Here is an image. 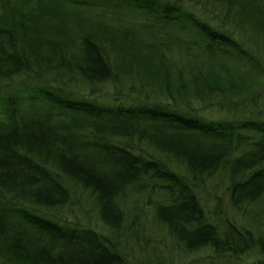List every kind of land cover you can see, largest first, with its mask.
I'll return each instance as SVG.
<instances>
[{
  "label": "trees",
  "instance_id": "16d2710c",
  "mask_svg": "<svg viewBox=\"0 0 264 264\" xmlns=\"http://www.w3.org/2000/svg\"><path fill=\"white\" fill-rule=\"evenodd\" d=\"M32 1L0 0V9L18 17ZM47 1L137 13L159 35L142 44L154 45L160 59L167 61L168 48L187 50V43L195 42L205 59L191 72L208 89L214 77L219 80L209 67L211 60L227 54L245 62L253 59L233 30L203 19L180 0ZM214 1L225 3L234 14L249 12L251 22L264 30V0ZM167 23L178 25L181 36L165 41L164 30L158 29ZM121 30L125 43L137 45L129 32L134 28ZM76 36L56 39L44 54L23 48L16 30L0 22L3 264H124L115 237L125 219L122 203L129 194L144 192H160L154 218L185 249L207 247L217 256L234 258L236 264H264V231L231 216L264 198V117L209 118L166 102L144 99L125 104L117 97L99 101L93 95H74L53 83L73 75L88 84L113 79L118 52L107 27ZM236 80L228 90L253 89L252 83ZM33 81L36 85L28 86ZM160 154L180 162L185 173ZM219 172L228 180L229 216L217 201L213 210L208 208L198 191L204 179ZM76 191L86 194L108 232L97 224L68 223L41 211L73 202Z\"/></svg>",
  "mask_w": 264,
  "mask_h": 264
},
{
  "label": "rangeland",
  "instance_id": "374dc122",
  "mask_svg": "<svg viewBox=\"0 0 264 264\" xmlns=\"http://www.w3.org/2000/svg\"><path fill=\"white\" fill-rule=\"evenodd\" d=\"M180 1L204 15L203 19H209L211 23L217 22L221 27L233 30L241 46L253 57L252 62H245L233 54L211 60L212 65L209 67L218 73L219 80L214 77L212 87L208 89L207 85L195 78L191 72L197 69L195 65L198 61L203 62L205 59L195 42L187 43V50H182V47L174 50L172 46L168 48L166 56L169 60L163 57L160 59L161 54L159 50L156 51L154 45L142 44H147L150 40L153 42L159 37L150 31L156 28L144 23L139 14L127 9L105 11L96 6H74L61 1L34 0L25 5L24 11L18 17L0 9V22L16 30L23 48L44 54L56 39L80 35L86 29L102 26L109 28L118 49L113 65L114 78L88 84L73 75L71 79L69 76H63L57 80L59 82L53 83L61 85L64 90L74 95H93L92 97L99 101L117 97V101L125 104L144 99L150 102H166L187 112L197 111L209 118H241L249 115L264 117V30L258 27L260 24L251 22L249 12L248 15L234 14V10H227V5L222 2ZM123 27L135 29L129 32L138 39L137 45L125 43L121 30ZM158 30H164L161 35L165 41L182 34V29L171 23ZM184 30L193 28L185 27ZM186 51L189 59L184 56ZM252 64L256 67H251ZM20 79H24V76ZM236 79H244L247 84L252 83L253 89L228 90L230 81H237ZM19 80L16 83H19ZM31 85L35 86V81L28 84ZM160 156L178 171L184 172L180 162L169 155ZM227 182L226 175L219 172L215 177L204 179L198 191L208 208L213 210L217 201L224 210L223 214L229 216L232 213L226 206ZM72 196L73 202L41 211L68 223L97 224L103 231H107L86 194L76 191ZM159 198L160 192H144L131 193L123 200L125 219L115 237L123 251L124 264H236L234 258L217 256L207 247L192 251L185 249L155 220L153 208ZM26 206L36 208L32 204ZM231 216L257 232L264 231V198L254 203L249 210L247 207L245 211L234 212ZM0 264H3L1 260Z\"/></svg>",
  "mask_w": 264,
  "mask_h": 264
}]
</instances>
